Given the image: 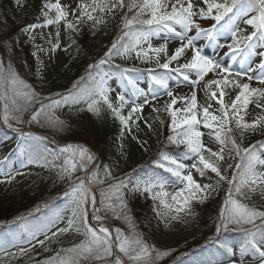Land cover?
I'll return each instance as SVG.
<instances>
[{"label":"snow or ice","instance_id":"snow-or-ice-1","mask_svg":"<svg viewBox=\"0 0 264 264\" xmlns=\"http://www.w3.org/2000/svg\"><path fill=\"white\" fill-rule=\"evenodd\" d=\"M117 8H127L122 17L120 34L100 60L88 65L85 76L74 82L65 94L57 93L58 99L41 98L31 85L19 77L11 63L5 66L0 61L2 119L9 127L12 126L11 121L22 123V113L31 105L38 104L28 122L40 123L43 119L48 125L57 127L63 126L64 122L54 116L53 110L63 105L84 104L88 111L97 115L100 114L101 107L106 106L119 119L121 125L130 131L129 121L133 115L142 114L144 106L156 100L158 93L148 98L143 89L137 88L130 73L138 72L139 69L114 65L119 69V79L134 90L132 98L117 92L115 100L118 104H114L111 93L116 90L110 86L111 77L101 66L109 64L114 57L126 58L134 54L141 62H154L157 68L165 70L164 74L159 75L155 74L154 69H148L159 90L169 98L162 109L153 106V111L163 110L168 114L170 122L167 126L170 134L166 138L167 143L175 145L180 151L173 155L161 150L150 166L134 168L124 178H113L110 170L104 167L101 178V170L95 167V157L87 147L68 144L57 152L48 149L29 151L23 144H18L21 154L26 157L24 166L42 163L45 167H55L58 169V178L69 182L63 197L65 210L70 211V215L65 220L64 211L61 210L53 212L38 225L25 224L24 243L36 241L41 247H45L46 242L57 241L69 232H77L84 237L79 243L69 248H60L44 261H36V264H157L170 252L157 250L136 230L126 212L127 195L148 194L153 201L159 202L157 216L170 223L180 219L182 212L190 215L191 202H204L222 182L228 186V195L220 209L213 237L218 251L222 252L214 261L194 264H237L232 259L237 253L241 257L252 253L258 256L259 264H264V210L250 206L238 198L248 200L250 194L257 190L264 197V158L257 151L256 145L242 147L232 135L233 127L230 126L234 122L241 137L246 132L264 131V115L251 122L245 121L244 116L240 115L250 103H255L256 108L264 111V104L260 102L264 100V75L257 78L260 87H251L249 82H243L244 77L248 81L253 79L248 75L254 71L250 65L246 70L233 71L229 64L203 54L197 45V40L204 38L215 43L218 48L226 46L228 51L225 56L233 61L237 56L245 60L255 55L264 57V51L257 52L258 47L264 48V0H128L127 4L125 0H91L90 4L81 0L77 4V22L68 19L67 6L61 0H46L41 9L43 23L29 24L23 31L29 34L37 28L63 23L67 31L75 32L78 30L77 23L85 18L93 22V27L103 22L101 17L94 16L93 13H112ZM249 13L253 14L249 16ZM72 14L76 15V9H73ZM241 16L246 17L243 23L251 29L247 34L235 23ZM203 20H212L215 23L206 28L199 22ZM161 33L165 34L164 42L153 46L152 39L160 37ZM225 33L230 35L231 42L221 45L218 38ZM169 39L179 41L178 46L171 52ZM49 42L51 52L60 48L59 30L55 33V42L52 43L51 38ZM39 50L43 51L42 48ZM258 68L264 72V60L259 63ZM168 73L178 74L190 83V97L174 93L169 86L172 77ZM191 74H194V78ZM201 85L208 94V99L218 105L215 112L210 111L212 104L203 107L198 104L196 89ZM229 88L239 91L230 103H226L225 96L228 93L225 90ZM126 106H130L127 116L122 115ZM160 123L163 125L165 122L160 120ZM201 127L210 130L209 134L220 145L218 151L203 142L204 133ZM17 131L21 132L23 141L40 139L27 131ZM260 147L264 148V143ZM226 150L230 154L228 159L236 160L234 165L227 163L228 169L234 168L230 176L225 174L221 165L222 161L227 162ZM57 160H62V163L56 165L54 161ZM157 170L171 174L175 178L174 183L180 186L178 190L173 193L166 191L167 181ZM193 170L200 177L209 173L215 174L218 178L216 184L199 183L194 178ZM80 171L84 173L83 176L76 175ZM4 175L9 183L14 179L11 173ZM105 179H110L111 182L105 184ZM44 207L47 208L48 205L45 204ZM36 211L39 212L40 208ZM101 212L105 215H101ZM107 213L124 220L129 226V233L125 234L118 227L111 229L110 226H105L103 221ZM90 216L99 224L98 228L90 223ZM62 223L64 226H61ZM230 231L241 234L242 238L237 247L221 239L222 233ZM41 236L43 239H39ZM20 240L21 237H16L12 247L17 248L21 256L27 255L32 249L21 246ZM34 247L35 245L33 249ZM16 255L17 253L10 252L7 247L0 246V261Z\"/></svg>","mask_w":264,"mask_h":264},{"label":"rangeland","instance_id":"rangeland-1","mask_svg":"<svg viewBox=\"0 0 264 264\" xmlns=\"http://www.w3.org/2000/svg\"><path fill=\"white\" fill-rule=\"evenodd\" d=\"M45 2L46 0H19V3L17 0H0V61H3L5 66L11 63L19 77L31 85L41 98L52 97L58 99L57 93L65 94L74 82L87 74L86 70L89 64H93L103 57L105 51L120 34L122 17L127 12V8L114 10L112 16H110L109 22L111 26L109 29H100L95 26L94 28H78L77 31L70 32L61 23L60 25L37 28L33 32L26 34L23 29L27 25L43 23L41 9ZM80 2L81 0H61V3L67 6L69 20L72 17L73 9H76L77 12V4ZM83 2L90 4L91 0H83ZM125 3L127 4L126 0ZM252 14L249 13V16ZM93 15L95 16V13ZM129 16H131V13H129ZM244 19L246 17L241 16L235 20V23L244 34H247L251 29L243 23ZM74 20L76 21V19ZM199 22L206 28L215 23L212 20ZM57 30L60 32L61 46L55 52H51L49 39L51 38L52 43L55 42ZM164 35L161 33L160 37H154L152 39L153 46H159L163 43ZM218 39L221 45H227L231 42L230 35L227 33ZM178 44L179 41L169 39V51L174 50ZM197 45L203 54L212 59H215L214 54L216 52L221 53L219 56L223 57L222 62L229 64L233 71L246 70L250 65L254 71L248 75L252 76L253 79L248 81L247 77H244L243 82H249L251 87L261 86L257 78L264 75V72L259 70L258 65L264 60V57L255 55L245 60L243 57L237 56L236 60L233 61L230 57L225 56L228 51L226 46H222L223 50L220 51V47L218 48L215 43H211L204 38L198 39ZM41 48L43 51L39 50ZM262 51H264V48H257V52ZM161 62H163V59ZM114 65H120L122 68L139 69L140 71L138 72L130 73L136 82L137 88L143 89L145 96L148 98H151L154 93H158L156 100L144 106L142 114L133 115L132 120L129 121L130 131L121 125L119 119L106 106H102L100 114L97 115L88 111L84 104L63 105L54 109V116L64 122L63 126L57 127L48 125L43 119L40 123H29L31 113L39 106L38 104H33L22 113V123L11 121L12 126L9 127L2 119L3 102L0 101V181H4L0 182L1 204L7 205L10 202H14L15 208L21 213H25L36 206L40 207V204L49 198H46L47 194L56 187L62 186L61 188L64 191L69 187L67 180L61 181L58 178V169L55 167H45L42 163L24 166L23 160L18 163L12 158L10 160L7 159L9 156L14 158L17 155L23 159L25 158L21 154V149L17 147L18 144H23L24 148H26L25 141L21 139V132L17 131V129L27 131L34 137H40L39 140H34L38 143L36 146L40 151L48 149L49 151L57 152L68 144L87 147L95 157V167L101 170V178H103L104 167L110 170L113 178H124L126 174H131L134 168L150 166L161 150L168 151L173 155L178 154L180 149H177L175 145L168 144L166 139L170 134L167 126V122H170V117L163 110L159 112L153 111V106L162 109L163 104L169 98L159 90V87L152 80L148 69H154L155 74L159 75L164 74L165 70L157 68L154 62H141V60L135 58L134 54L132 57L126 58L114 57L109 64L102 65V70L111 77L109 79L110 86L116 90L111 93L114 104H118V101L115 100L117 92L132 98L134 91L131 86L126 85V82H122L119 79V69L114 67ZM168 75L172 77L169 81V86L174 93L190 97L192 91L190 83L184 81L178 74L168 73ZM191 75L194 78V74ZM209 75L211 76L212 74ZM196 90L198 104L201 107L212 104L210 111L215 112L218 105L208 99V94L204 91L202 85L197 86ZM225 91L228 93L225 96V102L230 103L239 90L229 88ZM200 92H204L203 97ZM260 102L264 104V100ZM129 107L126 106L122 110V115H128ZM240 115L244 116L245 121L251 122L258 116L264 115V111L256 108L255 103H250L246 110L241 111ZM137 117L139 118L137 119ZM160 120L165 123L162 125ZM145 121H147V124ZM230 126L233 127L232 135L235 139L241 141L242 147L255 145V137L264 133V131L246 132L241 137L239 130L235 129L234 122ZM201 131L204 133L203 142L214 151H218L220 145L214 136L209 134L210 130L201 127ZM142 143L143 147L141 146ZM261 154L262 158H264V152ZM229 155L226 150L225 157L227 162L222 161L221 165L225 174L230 176L232 169L227 168V163L234 165L236 160L228 159ZM231 155L234 156V153ZM182 162L190 163L188 161ZM54 163L59 165L62 160L54 161ZM157 171L167 181L166 191L173 193L178 190L180 186L174 183L175 178L171 174L162 170ZM5 173H11L14 177L10 183L6 181ZM193 173L194 178L201 184L211 183L215 185L218 179L215 174L211 173L205 177H200L194 170ZM76 175L83 176L84 173L80 171ZM110 182V179H105V184ZM222 184L223 182L204 202L192 201L190 215L182 212L180 213V219L173 220L170 223L157 216L156 212L159 202L153 201L148 194L135 193L127 195L126 212L134 223L136 230L142 234L150 245H154L157 250L170 252L169 255L160 259L157 264H170L167 261L172 259L173 253L171 252L179 243L185 244L186 239L202 229L205 216L211 221L216 220L217 223L216 217H218L228 195V192H226L220 202H217L218 196L222 192ZM96 194L97 206L99 207L98 191ZM238 198L242 202L249 203L250 206H256L260 210H264V197H261L259 190L256 193H251L248 200H244L241 197ZM28 201V205L24 207ZM56 204L58 205L52 209V212L63 210L66 220L67 216L70 215V211L65 210L64 197L56 201ZM89 212L91 213L90 208ZM101 215H105V213L101 212ZM90 223L97 228L99 227V224L92 220L91 216ZM103 223L105 226H110L111 229L118 227L125 234L130 231L128 224L124 220L116 219L111 213H107ZM61 226H64V224L62 223ZM39 239H43V237L41 236ZM83 239L82 234L69 232L57 241L46 242L45 247H41L36 241H32L30 244L21 243V246L32 249L27 255L23 256L18 253L17 248L11 246L8 248L9 251L17 253V255L4 258L0 261V264H36V261H44L54 255L58 249L69 248ZM33 245H35L34 249ZM237 246L238 244L233 245V247ZM232 259H235L237 264H259L258 256L252 253H247L243 257L237 253Z\"/></svg>","mask_w":264,"mask_h":264},{"label":"trees","instance_id":"trees-1","mask_svg":"<svg viewBox=\"0 0 264 264\" xmlns=\"http://www.w3.org/2000/svg\"><path fill=\"white\" fill-rule=\"evenodd\" d=\"M126 1L128 2V0ZM225 19H227V17ZM254 141L256 142L255 145L257 146V151L259 153H263L264 148H261L260 145L261 143H264V133L256 136ZM237 142L241 144L240 140H237ZM36 145H38V143L34 140L25 141V147L29 151H40ZM11 158L18 163H20L22 160L25 163L26 160V157L23 159L18 155L14 158L9 156L7 159L10 160ZM233 170L234 168L230 171V175ZM168 178L170 179L169 176ZM61 187L62 186H58L47 194L46 198H49L40 204L39 212L36 211L38 206L32 210L29 209L25 213H21L15 208L14 202H10V204L7 205L0 203V246L7 248L11 247L15 242L16 237H21L20 243H24V240L26 239V236L23 232L25 224H40L47 216L53 213L52 209L58 205L56 204V201H59L63 197L64 190H62ZM226 192H228V186L226 183H223L222 192L218 196L217 202H220L221 198L226 194ZM28 203L29 201L26 205H24V207H26ZM45 204L48 205L47 208L44 207ZM20 217H23L24 219L20 220ZM216 219L218 222V217H216ZM215 224L216 220L211 221L205 216L202 229L186 239L185 244L179 243V245L176 246V248L171 252L173 253L172 259H169L167 262L170 264H194V262H207L218 259L222 250L218 251V247L213 241V237L215 236ZM241 238V234L235 231L221 234V239H225L232 245L238 244Z\"/></svg>","mask_w":264,"mask_h":264},{"label":"bare ground","instance_id":"bare-ground-1","mask_svg":"<svg viewBox=\"0 0 264 264\" xmlns=\"http://www.w3.org/2000/svg\"><path fill=\"white\" fill-rule=\"evenodd\" d=\"M112 13H103L102 14V13L96 12L95 16L101 17V19L103 21L102 23L96 25V27H98L100 29H109L110 26H111L109 20H110V16H112ZM78 15H79V10H77L76 15L72 14V17L70 18V21L77 22L74 19H76V16H78ZM77 28H94L93 27V22L92 21H88L85 18L82 21L77 23ZM222 50H223L222 47H220V51H222ZM219 55H221V53H219V52L217 53L216 52L214 54V58L215 59H213V60H219V61L222 62L223 57H220ZM200 93H201V96L203 97L204 96V92H200Z\"/></svg>","mask_w":264,"mask_h":264}]
</instances>
